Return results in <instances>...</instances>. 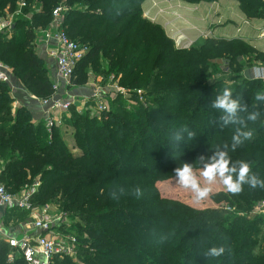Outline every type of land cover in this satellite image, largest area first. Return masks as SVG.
Returning a JSON list of instances; mask_svg holds the SVG:
<instances>
[{
  "label": "trees",
  "instance_id": "obj_1",
  "mask_svg": "<svg viewBox=\"0 0 264 264\" xmlns=\"http://www.w3.org/2000/svg\"><path fill=\"white\" fill-rule=\"evenodd\" d=\"M18 1L0 0V14L6 8L13 11ZM144 1L25 0L23 13L31 17L20 16L16 28L21 30L11 36L0 33V60L12 66L30 93L40 99L55 93L35 41L39 30L51 24L53 11L63 7L62 28L89 49L76 66L74 86L87 85L93 69L105 79L113 76L129 88L147 91L152 106L140 102L127 110L114 101L101 118L72 112L64 120L74 128L75 153L60 127L49 133L44 121H32L33 113L24 105L13 112L12 89L0 81V182L19 193L38 178L32 205L51 204L63 220L74 222L75 228L63 222L59 229L68 228L80 238L79 261L56 257L54 264H264V214L250 215L264 200V188L245 184L238 195L213 194L215 202L231 206L229 211L196 209L163 198L155 187L185 162L203 168L198 157H210L215 147L227 150L233 162H250L253 173L264 180V122H249L253 138L231 151L235 126L220 127V113L210 105L222 87L208 81L221 70L216 60L242 72L257 62L264 64V51L242 38L207 39L180 48L160 24L144 16ZM237 1L248 19H264V0ZM231 88L234 94L243 93L250 110L264 112V102L254 100L256 91L264 90V80L243 77ZM184 126L197 135L189 141L185 134L174 147L171 137ZM225 143L229 149L223 148ZM117 184L139 187L143 195L113 201L109 191ZM213 246L230 252L206 257ZM257 246L260 254L253 255ZM0 264L27 263L0 238Z\"/></svg>",
  "mask_w": 264,
  "mask_h": 264
},
{
  "label": "built area",
  "instance_id": "obj_2",
  "mask_svg": "<svg viewBox=\"0 0 264 264\" xmlns=\"http://www.w3.org/2000/svg\"><path fill=\"white\" fill-rule=\"evenodd\" d=\"M20 5L26 6L25 0H22ZM63 10V7H57L53 11L51 24L47 28L39 30L35 41L37 45L42 42L48 43L49 55L55 61L57 76L61 81L54 85L55 93L51 97L41 99L46 106L44 123L49 133L52 132L53 128L64 125V119L68 116L71 106L75 104L76 98L74 96L59 95L60 85L63 82L66 85L65 90L74 86L76 66L89 50L88 46L72 40L62 28ZM13 28L12 12H7L0 18V33L11 36ZM261 36L264 38V30L261 32ZM50 41H53L54 44L50 45ZM12 73L10 66L0 60V81L8 83L12 87ZM91 97L96 103L99 102V111L108 109L103 103L106 100L101 98L98 92H93ZM34 185L39 186V182ZM36 190L35 188H27L22 189L19 193H12L3 184H0V205L17 206L21 210L30 211L33 219L29 222V228L42 231L37 235L25 232L16 236H8L3 231L4 224L0 219L2 238L8 241L27 264H54L56 257L76 259L78 239L59 229V225L64 222L61 214L55 222L48 210L49 208L37 211L31 202V197ZM250 214L253 216L264 214V200L257 202ZM56 225L59 230L56 229ZM8 260L12 262L14 255L10 254Z\"/></svg>",
  "mask_w": 264,
  "mask_h": 264
},
{
  "label": "crops",
  "instance_id": "obj_3",
  "mask_svg": "<svg viewBox=\"0 0 264 264\" xmlns=\"http://www.w3.org/2000/svg\"><path fill=\"white\" fill-rule=\"evenodd\" d=\"M157 1L152 0V4L154 3L153 5L157 7L164 6V1L169 4L168 6H165L167 9L162 14L159 12L160 18L155 14L152 15L150 11H148L150 15L147 14L145 2H148V0H145L143 3L144 15L153 22L160 24L164 28L166 34L170 36L180 48H185L186 44L190 45L186 48H191L202 44L207 39L242 38L257 49L264 51V49H261L260 47L262 43L260 44L259 42L264 39L261 36V32L264 30V19H248L240 9V4L237 0H219L214 2L201 1L199 3H191L185 0ZM152 9H154V7H152ZM158 19L161 21H157ZM49 43L50 45L54 44L53 41H50ZM47 44L48 43L44 42L38 45L36 44L37 52L46 61L47 66H51V79L55 85L57 82L61 81L57 76L55 61L49 55V46ZM215 62L221 64L223 63V60L219 59ZM257 66H264V64L257 62L252 67H245L242 71L243 76L253 79L251 70ZM60 87L59 95L69 97L74 96L75 98L78 97V92L81 94L84 93L87 97L91 95L90 88L86 85L83 87L75 86L74 90L77 89V92L75 93L73 92L74 90H65L66 85L63 82ZM11 89L12 96L14 97L12 103L13 112H15L18 107L24 105L32 111V121L34 123L44 121L46 106L42 103L40 98L28 91L23 82L14 72L12 73ZM0 184L2 183L0 182ZM21 212H25L24 214L26 215L23 220H21ZM0 219L4 224L3 231H5L8 236H16L25 232L37 235L42 232L41 230L29 228V222L33 219L32 213L28 210H21L17 206L11 207L0 205ZM0 238L3 239L1 233Z\"/></svg>",
  "mask_w": 264,
  "mask_h": 264
},
{
  "label": "clouds",
  "instance_id": "obj_4",
  "mask_svg": "<svg viewBox=\"0 0 264 264\" xmlns=\"http://www.w3.org/2000/svg\"><path fill=\"white\" fill-rule=\"evenodd\" d=\"M252 78L264 80V66L254 67L252 70ZM256 102H264V90L256 91L254 95ZM210 107L220 113L218 123L221 128L229 125L235 126L231 135V151H235L239 146L249 141L254 136V129L249 127V122L255 124L257 121L264 122V112L260 110H250V107L244 101L243 93H235L231 87L222 88L212 100ZM256 108V104L252 105ZM193 140L197 133L189 130L187 126L176 131L171 137L173 146H177L185 140ZM224 149H229V144H223ZM198 162H204L203 169L199 173V177L194 171L192 164L187 162L174 169L177 183L184 189L190 190L194 194L197 202L206 200L212 192V185L217 180L223 185L224 189L233 195H238L243 191V186L247 184L251 188H264V180L259 179L252 171V164L248 161L237 160L233 162L227 150H220L215 147L210 157L203 155L198 157ZM203 178L204 185L201 184ZM143 195L139 187L125 188L123 185H113L109 191V197L113 201H120L122 197L134 196L139 199ZM226 249L224 246H213L204 253L206 257L220 258L225 256ZM253 255H259V247L252 249Z\"/></svg>",
  "mask_w": 264,
  "mask_h": 264
},
{
  "label": "rangeland",
  "instance_id": "obj_5",
  "mask_svg": "<svg viewBox=\"0 0 264 264\" xmlns=\"http://www.w3.org/2000/svg\"><path fill=\"white\" fill-rule=\"evenodd\" d=\"M153 4H152V0H148V2H145L146 12H147V14H149L148 11H150L152 13V15L155 14L159 18H160L159 12L162 14L167 9L165 6L169 5L168 2H166V1H164V3H163L164 6H160V7L154 6ZM25 7L26 6H21L20 2L18 1L17 4L14 6L13 11H11L12 12V23H14V28L12 30V33L14 32L15 29L19 28L21 30V26L16 28V25H17V22H18V19L20 16L23 19H29L31 17V13H26V14L23 13V10ZM152 7H154V9H152ZM158 9H160V10H158ZM7 10H8V8H6L0 14V18L5 15ZM157 21H161V20L158 19ZM259 42H260V44L262 43V45L260 46L261 49H264V39L262 41H259ZM187 46H190V45L186 44V47ZM188 48H190V47H188ZM35 49L37 50V46L35 47ZM218 67H220L219 69H221L220 72H217V73L211 75L210 77H208V81L210 83H217V84L219 83L220 87H222V88L231 87L234 84L240 82L241 79L244 77L243 72L237 71L235 67L231 68L225 62L219 64ZM10 68L14 72L12 66H10ZM48 70H49V75L52 78L51 66L48 67ZM88 83L89 84H87L86 86L88 88H90L91 95L93 92H98L99 95L101 96V98L106 100V101H103V103L106 104V106L108 107L107 110L112 109L111 105L114 101H117V103L119 102L120 104H123L124 108H126L127 110L131 109L132 106L136 105L137 103H140V102H147L148 103V101H149L150 96L148 95L147 91L144 92L142 89L136 90L134 88H129V87H127L126 84H120L119 78H115L113 76L109 77L108 79H105L102 77V75L96 74L93 69L89 70V81H88ZM93 83H94V85H92ZM69 88H71V87H69ZM74 89H75V86H73V88H71L69 90L72 91ZM95 89H96V91H94ZM76 90H74L73 92L74 93L77 92ZM78 90H80V89H78ZM77 95H78V97L75 99V104H73L71 106L70 111L68 113V116L66 118H70L72 112H78V113L89 112L91 115H94V116L97 115L98 118L102 117L101 112H103V111H99V106H98L99 102L96 103V101H94L92 99L91 95L87 97L84 93L81 94L79 92L77 93ZM148 105L151 107L152 106L151 102H149ZM65 121L66 120H64V125L62 127H60V130H61L60 133H62L64 140H65L66 144L68 145V149L71 150L72 152L77 153L78 150L75 148L76 146H75V140H74V128L68 122H66V124H65ZM1 165H2V163L0 162V170H1ZM202 169L203 168H199V169L195 168L194 169V171L196 172L198 177H199V173ZM171 173H169V174L161 177L160 179H158L156 181V184H155L156 189L158 190L159 194L163 198L174 200V201H179L181 203H184V204L189 205V206L196 208V209L224 207L226 210H229V211L232 210L231 206H229L226 202L217 203L212 198V195L215 193L226 192V190L224 189L223 185L219 182V180H217V182L214 185H212V192L210 193L209 197L204 201L197 202L194 199V194L190 190L182 188L177 183V177L175 176V173H172V174ZM200 179H201V184L203 186L204 185L203 178L200 177ZM36 180H35L36 181L35 183L39 182L38 178ZM35 183H31L29 185H26L23 187V189H27V188L38 189L39 186H35L34 185ZM35 208L37 209V211L42 210L43 208H49L48 210L50 211V214L54 218V221L57 222L56 220H57V217L60 215V213L58 212V209L55 206L48 204V205L35 206ZM251 216H253V215H251ZM25 217H26V215L24 214V216H22L21 220L25 219ZM18 219H20V218H18ZM64 222L67 224H70L74 228L76 227L73 224L74 222H72V221H68L66 219V220H64ZM56 229L59 230L57 225H56ZM62 231H64L65 233H67L69 235L75 236L79 242L80 238H78V236L76 234L69 232L68 228L63 229ZM83 236L87 237L88 235L85 233V234H83ZM73 260L79 261L78 255L76 256V259H73Z\"/></svg>",
  "mask_w": 264,
  "mask_h": 264
}]
</instances>
